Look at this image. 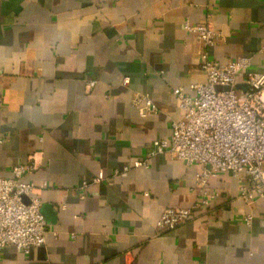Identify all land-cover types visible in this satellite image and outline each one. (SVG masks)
<instances>
[{"label":"crops","instance_id":"obj_1","mask_svg":"<svg viewBox=\"0 0 264 264\" xmlns=\"http://www.w3.org/2000/svg\"><path fill=\"white\" fill-rule=\"evenodd\" d=\"M200 22L220 32L210 59L264 66V0H0V177L33 162L23 179L47 222L43 245H7L0 264H264V200L243 202L228 173L201 189L198 165L158 154L91 180L169 136L183 114L173 89L205 80L184 27ZM135 95L156 110L141 114ZM168 207L193 216L161 231Z\"/></svg>","mask_w":264,"mask_h":264},{"label":"built area","instance_id":"obj_2","mask_svg":"<svg viewBox=\"0 0 264 264\" xmlns=\"http://www.w3.org/2000/svg\"><path fill=\"white\" fill-rule=\"evenodd\" d=\"M184 27L205 48L200 53L205 80L192 84V95L182 87L173 89L183 114L171 122L168 137L155 138L143 158L113 169L109 176L100 171L91 180L111 182L112 177L131 168L148 167L149 158L155 155L168 154L186 165L200 167L197 186L201 189L209 177L224 172L237 178L238 197L243 202L264 200V66L251 70L246 57L225 63L210 59L207 49L218 43L220 32L208 22L185 23ZM239 77L245 88L237 87ZM94 84L88 81L87 86ZM132 102L141 114L156 110L145 95L133 96ZM35 168L33 162L18 163L12 166L11 176L0 177V255L7 245L28 253L31 247L45 243L47 222L41 202L31 197L34 184L23 179ZM202 194L200 204L206 205L211 195L205 191ZM192 216V208L168 207L156 226L161 231L171 230ZM243 221L250 225L252 216L245 213Z\"/></svg>","mask_w":264,"mask_h":264},{"label":"water","instance_id":"obj_3","mask_svg":"<svg viewBox=\"0 0 264 264\" xmlns=\"http://www.w3.org/2000/svg\"><path fill=\"white\" fill-rule=\"evenodd\" d=\"M237 87H243V86H241V85H237ZM219 88V87H218ZM226 88V87H225ZM243 88H245V86L243 87Z\"/></svg>","mask_w":264,"mask_h":264}]
</instances>
